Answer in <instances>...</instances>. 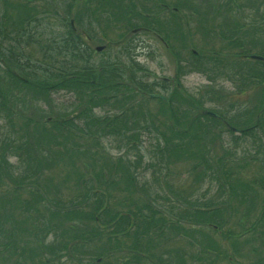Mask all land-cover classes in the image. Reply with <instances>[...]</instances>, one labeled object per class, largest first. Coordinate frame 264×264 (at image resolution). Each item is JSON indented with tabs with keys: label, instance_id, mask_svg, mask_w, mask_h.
I'll use <instances>...</instances> for the list:
<instances>
[{
	"label": "trees",
	"instance_id": "obj_1",
	"mask_svg": "<svg viewBox=\"0 0 264 264\" xmlns=\"http://www.w3.org/2000/svg\"><path fill=\"white\" fill-rule=\"evenodd\" d=\"M73 1L29 0L28 10L25 8L24 13L26 20L21 18L20 24L11 20L12 10L9 5L3 4V11L0 12V264H63L60 260L65 257L71 260L77 245H83L93 239L100 245L94 258L95 264L105 256L109 260L102 264H116L115 252L123 246L125 250L133 252L131 255L133 263L153 264L155 255L152 251V238L155 235L162 237L166 231L175 233L180 230L181 235L202 237L203 241H198L197 238L194 240L196 244L203 246L206 251L214 250L216 241L207 232H201L203 228L222 227L226 220L223 217L224 211L227 208L237 209L239 203L235 200L238 197L241 201L245 200V197H253L254 186L257 188L262 186L264 191V177L244 179L237 175L239 171L236 169L241 162L260 160L261 157L264 161V99L259 109L254 110L256 122L250 125L249 122L239 125L240 110L235 112L230 106L226 111L230 114L228 116L222 109L212 108L227 119L230 125L241 129L240 133H236L227 127L231 137L223 139L219 133L209 132L217 123L223 126L225 123L202 113L206 98H209L207 102H211L218 97V94L212 93L214 86L208 87L210 90L199 91L196 95H186L176 86V95L181 105L189 107L186 111H190L193 106V110L199 116L197 119L203 118V121H196L199 125L187 119L181 120L185 116L182 115V109L174 105L173 97H167L168 101L155 98L162 105H167V111L176 120L173 121L175 126L169 122L165 127L167 131L160 132L158 126H149L158 132L152 136L155 138L154 149L157 150L154 157L163 168L168 164L166 159L177 157V160H180L181 156L186 157L185 161L192 162L190 169L195 170V184L204 180L214 181L218 184L221 195H226L225 199L217 202L218 205L205 208L196 207L194 204L196 201H191L192 198H177L176 200L182 203L185 201L188 206L167 216L166 211L173 210L165 209V205L158 199L161 197L169 201L168 194L156 190L148 182L140 181L136 158L131 160L122 154L116 156L114 160L105 157L107 153L103 152L101 141L103 138L111 140L110 137L118 136L121 141L115 140L118 143L123 142L126 154L139 151L138 145L141 143L143 132L141 124L145 123V104L141 99L137 101V98L153 100L146 96L145 92H156L155 86L166 90L169 84L166 79L148 83L131 70L141 68L138 67L141 65L135 61L133 55L134 45L129 46L125 52L129 62H123L116 56L110 62L105 61L97 66L89 65L91 48L88 39L84 38L82 33L76 34L69 20H65L70 15ZM92 1L94 0H89V7L87 6L85 13H78L75 16L81 18L79 25L86 31L87 28L95 30L91 26L92 17L97 18L104 14L107 19H114L123 17L128 12L131 16L125 17V30L129 31L139 26L156 30L149 24L154 22L155 18L149 17V11L139 0L128 1L131 7L138 6L133 13L122 8L128 7L127 4L121 3V7L119 3H113L111 0H100L99 8H94ZM218 4L223 6L222 3ZM218 4L215 8L219 7ZM224 4L231 6L230 10L236 6L237 18H245L246 9L250 14L264 13V7L256 6L252 0L242 5L238 4L237 0H226ZM57 6H60L63 12L58 13ZM90 13L94 15L91 17ZM56 16L66 21V25L61 34L53 37V31L46 32V28L47 21ZM227 17L223 18L226 20ZM233 18H236L235 14ZM84 19L89 25L83 27L81 21ZM24 24L28 26L27 31ZM232 27L237 26L233 23ZM228 29L234 30L230 27ZM24 32L26 34H23ZM219 32L220 36L230 40L235 47L244 46L237 33L235 34L236 31L234 34L232 32L233 36L230 37H226L224 31ZM47 33L52 36L50 39L52 47L50 46L44 55L45 64L40 65L36 60L33 62L30 55L24 59L20 51L24 37L29 39L28 46H32L33 43L39 42L38 38ZM88 35L93 37L89 32ZM74 36L78 43L74 41ZM47 42L46 40L44 44ZM166 42L168 44V41ZM248 48L247 46L237 52L231 51L229 56L234 59L233 66L237 69L248 65L244 71L243 69L238 71L239 75H247L254 80L253 84L262 83L264 94V60L247 57L249 53L264 56V50L252 52ZM201 52L193 53V56L200 58ZM223 53L219 49H209L205 60L211 59L210 63L212 62L213 66L220 67L229 61ZM130 60L134 63L133 67L129 64ZM249 66L253 67L256 73L248 72ZM126 72L129 73L128 78H125ZM211 72L209 77L219 73L216 70ZM28 90H31L29 92L32 94L28 93ZM60 90L71 91L75 95L78 102L74 109L75 115L63 120L51 116L47 119L36 117L37 105L33 103L34 100L38 98L47 101L52 93ZM37 94L38 96H35ZM260 96L257 95L256 98ZM94 107L108 111L97 118L91 114ZM244 109L249 110V107ZM259 111L261 113H258ZM16 117L22 120L20 126L14 124ZM145 129L148 133H153L148 127ZM15 130L19 134L18 137L12 136ZM249 135L254 138H250ZM87 141L91 144L90 147L83 146L88 143ZM215 142H219L220 153L215 150L218 147L213 151L211 149ZM99 155L104 156V162L98 161ZM83 157L89 158L90 163L80 164L78 167L74 159L81 161ZM11 158L15 160L11 161ZM66 159L70 162V170L60 182L51 185L54 179L53 176H48L47 172L50 169L54 170ZM109 161H112V164H109ZM90 164H95L97 170L90 172L88 168ZM149 165L153 166L152 163ZM70 173L73 175V186L66 193L61 191L60 184L69 179ZM164 184L168 186L166 179ZM143 186H146L149 192L139 194L143 198V202L140 203L135 193L142 190ZM170 191L174 194L173 190ZM115 193L117 203H114ZM175 195L178 196L176 193ZM178 201L176 203L180 206ZM234 202L236 207L233 206ZM262 204L261 211L264 215V200ZM111 206L116 207V210L111 209ZM90 224L96 226V232L92 233ZM243 224L245 225L244 221ZM258 224L255 222L252 227H257ZM238 226L231 229L235 233L229 235V238L233 237L236 240L237 236H244L252 228L243 226L241 222ZM257 233L264 235V229ZM122 234L131 238L134 245H122L118 239ZM112 238L116 239L114 243L110 242ZM166 239L169 240L168 237ZM243 241L246 242L248 239ZM237 244L238 242L235 245ZM156 246L154 244V248ZM238 248L237 245L233 250L237 249L236 252H239ZM223 254L224 251L221 252V255ZM256 263L264 264V255H260ZM207 264L214 262L208 261Z\"/></svg>",
	"mask_w": 264,
	"mask_h": 264
},
{
	"label": "rangeland",
	"instance_id": "obj_2",
	"mask_svg": "<svg viewBox=\"0 0 264 264\" xmlns=\"http://www.w3.org/2000/svg\"><path fill=\"white\" fill-rule=\"evenodd\" d=\"M99 1L100 0L92 1L95 5L94 8H99ZM107 1L106 3H109ZM111 1L113 3H119L118 5L122 3L131 7V4L128 3V1L131 0ZM252 1L256 4V6L264 7V0ZM88 2L89 0H74L72 2L70 15L67 19H65L66 21H74V24L79 29L78 34L82 32L79 25L81 18H75V16H77L78 13H85ZM139 2H141V5H144L146 10L149 11V17L152 19L155 18V21L149 22V24L155 28L156 31L139 30L133 34L131 33V29H129V31L125 30V17L131 16L130 12L125 13L126 15L123 17L120 16L119 18L117 17L114 19H107L104 14L101 16L98 15L99 17L94 18L92 17L94 14L90 13L89 15L92 17L91 26L95 30L92 31L90 28H87V31L82 33L84 38H86V34L88 32L93 35V37L88 40V45L91 48V57L88 58V64L97 66L105 61H112L116 56L120 57L123 62H129V58L125 52L128 51L129 46L134 45L133 55L135 61L148 71L147 74L141 75L139 70L134 68H131V70H134L137 76H141L148 83L154 80L161 81L164 80V78H167L166 80L169 84L168 89L164 90L158 86L155 87L158 92L165 94L167 97H173L174 105H178L182 109V115L185 116L181 120L187 119L192 121L194 124L199 125L196 121H203V118L197 119L199 116L197 115V112L193 110V106L190 111H186L189 107L181 105V101L175 91L177 79L182 84L184 90L192 95H196L202 90H210L208 87L214 86L212 93L218 94V97L216 100L211 102H207V99L209 98H206L204 103L206 107L222 109L226 112L231 106L235 112L240 110L239 125L244 122V124L249 122V125L255 123L257 118L253 116V114H255L254 110L259 109L262 99H264L263 85L262 83L253 84L254 80H251V78L247 75H239L238 71L241 69L244 71L248 65L246 67H241V69H237L236 66H233L234 59L229 55L231 51L237 52L247 46L249 47L248 50L252 52L264 50V13L261 15H255L254 13L250 14L246 9V17L237 18V13L235 12L236 6L234 5L233 10H230L229 8L231 6H225L224 4L226 0H139ZM6 3H10L8 7L12 10L10 17L12 21L20 24L21 18L26 20V15H24V13L26 9L28 10L30 3L29 0H6ZM66 3L68 4L69 2ZM164 3L168 4V6L165 7L163 5ZM174 3L179 4L181 8L178 9L177 13L172 11ZM218 3H222L223 6ZM237 3L242 5V3H249V0H237ZM0 4H3L2 0H0ZM216 4L219 5L218 8H215ZM128 7L125 6L122 8L133 13L138 6L131 7L133 10ZM0 8V12H2L3 6L0 5ZM223 8L226 10L224 11ZM237 8L239 7L237 6ZM57 10L58 13L63 12L60 6H57ZM242 13H240V16ZM233 14L236 15V18H233ZM225 16H228L226 20L223 18ZM231 17L233 22H231ZM66 21L60 19L59 16L50 19V21H47L48 28H46V32L51 33V31H53V37H57L63 32ZM233 23L236 24V29L238 27L240 28L236 30L232 27ZM81 24L83 27L89 25L86 22V19L82 20ZM25 27V31H27L28 26L25 25ZM229 27L234 30H229ZM219 31H224L226 37L233 36L231 35L232 32L234 34V31H236L235 34L237 33V37L240 38L244 46L242 48L235 47L230 40L225 39L224 36H220ZM159 33L165 38H168V40L167 38L166 40L169 45L164 39H162L163 37L161 35V37L157 35ZM23 34L26 33L24 32ZM165 34L167 36H165ZM51 38L52 36L47 33L38 38L39 42L33 44L31 43L32 46H28L30 44L29 39L24 37L22 45L25 49L26 55H30L33 61L35 59L36 62L44 65L46 62L44 55L49 50L50 46L52 47ZM74 38V41L78 43L76 41L77 38L75 36ZM46 40L48 42L47 44H44ZM249 40L251 44H249ZM103 46H105V48L98 51L96 50L97 47ZM213 48L221 50L222 53L225 52L223 53L225 55L224 57L228 58L229 61L224 62L222 66L216 68L212 65V62L210 63L211 59L208 60L209 62L205 60L206 53H209V49ZM171 50L177 54L178 60L171 53ZM199 51H202L200 53V58L194 57L193 53L195 52L194 54H199ZM129 64L132 67L134 65L131 60ZM201 64H203V67H201ZM245 64L247 63L245 62ZM211 70H216L219 73H214L211 77H209L208 75L212 73ZM254 71L255 69L253 70V67L249 66L248 72L256 73ZM126 75L127 76L125 78H128L129 73L126 72ZM236 78H239V80ZM29 91L31 90H28V93L32 94ZM257 95L261 96L256 98ZM35 96H38V94ZM139 99H141L143 104H145V123L141 124V130H143V132L141 134V143L138 145L139 151H132L126 154L125 149H123V142H116L115 139H119L120 141L121 139L118 136H114L110 137L111 140L103 138L101 141L104 149L103 152L107 153L105 157L110 160H114L116 156L122 154L125 157H130L131 160L137 159V169L140 181L148 182L152 184L156 190L165 192V195L168 194V197L170 198L169 201L161 197L158 199L160 203L165 205V209L170 208L173 210V212L167 210V216H171V214H175L176 212H179V210L185 209V207L188 206L185 201L182 203V201L176 200L177 198H192L191 201H196V203H194L196 204L195 206L200 208L218 205L219 203L217 204V202H220V199H225L226 195H221L218 190V184L214 181L204 180L195 184V170L192 171L190 169L192 167V162L185 161L186 157L181 156L180 158L182 159L180 160H177V157L170 160L166 159L168 164L165 165L164 168L154 157L157 154V150L154 149L155 138H152V136L153 134L157 135L158 132L150 129L151 127L149 126H158V130L160 132L167 131L165 127L169 124V122L175 126L173 121L176 119H173L170 112L167 111V105H162L158 100H145L138 97L137 101H139ZM33 103L37 105V108H35L36 117L41 116L47 119L51 116V118L53 117L55 119L62 120L74 116V109L78 104L75 95L71 91L64 90L52 93L50 99L47 101L39 100L37 98ZM90 105L93 106L92 103H90ZM247 107H249V110L244 109H247ZM106 111L108 110L100 109V107H94L91 109V114L99 118V115L106 114ZM261 111L258 113H261ZM225 114L230 116L228 112ZM21 123L22 120L18 117L14 119L15 126H20ZM146 127H148L153 133H148V130L145 129ZM227 127L228 126H226V124L223 126L222 124L217 123L216 127H211L212 129L209 134L219 133L223 139H230L231 135L228 132ZM18 135L17 130H15L14 134H12L13 137H18ZM249 137L252 139L254 138L252 135H249ZM82 140L83 139H81V142ZM90 145L91 144L88 142L83 146L90 147ZM215 147H218V149H215ZM211 149L212 151L215 149L218 153H220L219 151L221 149L219 142H215L211 146ZM139 154H141V156H139ZM238 155L240 156V154ZM14 160V158H11V161ZM74 161L78 164V167H80V164L86 165L90 163V159L86 157H83L81 161L75 158ZM98 161L104 162V156L99 155ZM111 162L112 161H109V164H112ZM150 163H152L153 166H150ZM70 168V162L66 159V161H62L60 165L58 164L54 170L50 169L47 172V175L53 176L54 180L51 185H54L53 183L60 182ZM88 168L90 172L97 170L95 164H90V167L88 165ZM236 169L239 171L237 175L244 179L264 177V161L262 160V157L260 160L255 159L254 161L241 162L238 166H236ZM164 179L168 182V186L164 184ZM72 180L73 175L70 173L69 179L65 182H61L60 184L61 191L68 193L73 186ZM161 186L163 187L162 189ZM143 187L144 188L142 190L135 193V196L140 203L143 202V198H141L140 195H144V192H149L146 186ZM170 190H173L174 194H172V191ZM175 193L178 196H176ZM237 196H239V193ZM252 196L253 197H245V200L243 201H241L240 197H238L237 199L239 200L236 199L235 202L239 203V206H237V209L235 210L227 208L224 211L223 217L226 220L219 229H211L212 227L210 229L203 228L201 232H207L216 241L214 250L206 251L203 246L196 244L194 240L197 238L198 241H203L204 239L202 237H194V235L190 237L185 234L181 235L179 232L182 230L175 233L173 231H166L163 235L164 237H157L155 235V237L152 238V251L155 255L152 263L207 264L208 261H213L214 264H257L256 262L258 261L260 255H264V235H259L257 233L264 229V215L261 211L264 200V191L262 186H258V188L254 186ZM130 197H132V194ZM177 201L180 206L177 205ZM117 202L115 193L114 203ZM235 202L233 203L234 207H236ZM111 209L115 211L116 207L114 208L111 206ZM243 221L245 225L243 224ZM240 222L243 226L252 227L255 222L262 225L258 224L257 227H250L252 230H248V232L245 233L246 236H237L236 240L233 239V237L229 238V235H233V233H235L231 229L238 228V223ZM193 226L199 227L200 225ZM90 227L92 233L96 232L95 225L90 224L89 228ZM240 234L242 233H239V235ZM167 237L169 240L166 239ZM118 239L122 245H134L131 238L126 237L123 234L119 235ZM243 239H248V241L244 242ZM115 241V238L110 240L111 243H114ZM237 242L239 252H236L237 249L233 250V247L237 248V245H235ZM154 244L157 245L156 248H154ZM99 246V243L95 239L83 245H77L76 252L71 260L66 259L65 257L60 261L63 264H95L94 258L98 254ZM222 251H224L223 255H221ZM132 254L133 252L125 250V246H123L120 250L115 252V258L117 260L114 262L116 264L133 263L131 258ZM199 256L203 259H199ZM108 260L109 258L105 256L98 264H102Z\"/></svg>",
	"mask_w": 264,
	"mask_h": 264
},
{
	"label": "water",
	"instance_id": "obj_3",
	"mask_svg": "<svg viewBox=\"0 0 264 264\" xmlns=\"http://www.w3.org/2000/svg\"><path fill=\"white\" fill-rule=\"evenodd\" d=\"M141 29H145V28H136V29H134V31L141 30ZM102 48L103 47H97L96 49L97 50H101ZM147 95L150 96V97H161V98H165L164 96L160 95L159 93H148ZM205 112L211 114V112H209V111H205Z\"/></svg>",
	"mask_w": 264,
	"mask_h": 264
},
{
	"label": "flooded vegetation",
	"instance_id": "obj_4",
	"mask_svg": "<svg viewBox=\"0 0 264 264\" xmlns=\"http://www.w3.org/2000/svg\"><path fill=\"white\" fill-rule=\"evenodd\" d=\"M74 30H75L76 34L79 32L78 30H76V28H74ZM82 32H84V31L82 30ZM86 38L89 39L88 36H86Z\"/></svg>",
	"mask_w": 264,
	"mask_h": 264
}]
</instances>
